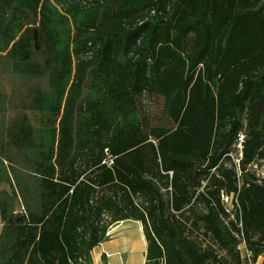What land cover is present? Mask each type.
Instances as JSON below:
<instances>
[{
    "label": "trees",
    "instance_id": "16d2710c",
    "mask_svg": "<svg viewBox=\"0 0 264 264\" xmlns=\"http://www.w3.org/2000/svg\"><path fill=\"white\" fill-rule=\"evenodd\" d=\"M259 160L264 0H0V264H95L124 220L145 264H244L240 221L264 257Z\"/></svg>",
    "mask_w": 264,
    "mask_h": 264
},
{
    "label": "rangeland",
    "instance_id": "374dc122",
    "mask_svg": "<svg viewBox=\"0 0 264 264\" xmlns=\"http://www.w3.org/2000/svg\"><path fill=\"white\" fill-rule=\"evenodd\" d=\"M147 107L148 110L152 116V118H156L161 116L162 112H163V98L161 97H152L147 101ZM243 137V135L241 136V138ZM240 138L239 143L235 146V148L233 149V151L230 153V157H231V161H227L228 165H232L235 164L237 165V170L239 169L238 167V163L242 157V140ZM232 163V164H231ZM249 167V173H252V175H255L256 177H263L264 176V160H259L256 163H253L251 165L248 166ZM241 175V172H240ZM201 209V207H198V209L196 210V212H199ZM237 209H233L232 213L233 215L236 214ZM230 218H233L232 215H230ZM117 224H115L114 226H112L109 229L108 234L111 235V237L113 235H115V231L114 228ZM127 225H133V224H127ZM143 225V224H142ZM1 227L2 224L0 223V231H1ZM144 230V227H143ZM128 231V230H127ZM132 231V230H131ZM129 231V232H131ZM192 237L194 239H196L201 245L202 247H207V246H211L216 250V253L219 255V257H223L225 254V251L220 249L218 244L215 243V241L213 240V238L210 235H206L204 233V231L201 229H197V228H193V230L190 231ZM136 234L134 231L131 232V235L133 236V242H132V249H129L128 251H125V253L123 254L124 258L126 260H134V261H130V264H136V262H138L139 260L143 259V253L141 252V245L139 240L136 238ZM148 243V240H147ZM101 249H96V253L99 252ZM147 255V254H146ZM100 259H97V263L100 264ZM127 261V262H128ZM146 262V258L145 261ZM145 264V263H144ZM161 264H165L164 261H162ZM231 264H236L235 262H232Z\"/></svg>",
    "mask_w": 264,
    "mask_h": 264
},
{
    "label": "crops",
    "instance_id": "0c3cea01",
    "mask_svg": "<svg viewBox=\"0 0 264 264\" xmlns=\"http://www.w3.org/2000/svg\"><path fill=\"white\" fill-rule=\"evenodd\" d=\"M127 224H133L127 225ZM128 230V231H127ZM134 231L136 234V238L140 242V249L143 253V259L136 262V264H144L146 254H147V248L148 243L145 236V232L143 230V225L140 221L136 220H124L119 222L115 228V235H113L108 241L103 242L100 246L95 248L93 255L95 264L97 263V259H100V264L103 263V255L106 254L108 264H130V261L134 260H126L123 256L125 251H128L129 249H132V242H133V236L131 235V232ZM131 231V232H129ZM101 249L99 252L96 253V249ZM264 257H259V264H263ZM128 261V262H127Z\"/></svg>",
    "mask_w": 264,
    "mask_h": 264
},
{
    "label": "built area",
    "instance_id": "2783aa9c",
    "mask_svg": "<svg viewBox=\"0 0 264 264\" xmlns=\"http://www.w3.org/2000/svg\"><path fill=\"white\" fill-rule=\"evenodd\" d=\"M243 141V137L241 138ZM109 165L113 163L112 157H109V160L107 161ZM221 200L223 205L225 206V209L230 215H233L232 210L240 208L238 196L235 195L234 193L229 194L227 192H222L221 193ZM238 227L241 229L240 231L235 232L237 238L239 239V245L238 249L241 253V257L243 260L244 264H259V256L258 258L255 259V255L253 250L249 247L248 242L246 240L245 234L243 232V225L242 222H238Z\"/></svg>",
    "mask_w": 264,
    "mask_h": 264
}]
</instances>
